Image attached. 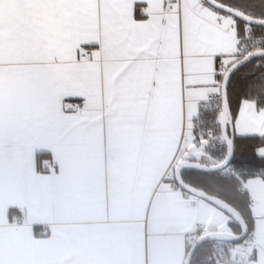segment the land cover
<instances>
[{
    "label": "snow or ice",
    "instance_id": "snow-or-ice-1",
    "mask_svg": "<svg viewBox=\"0 0 264 264\" xmlns=\"http://www.w3.org/2000/svg\"><path fill=\"white\" fill-rule=\"evenodd\" d=\"M0 264H264V0H0Z\"/></svg>",
    "mask_w": 264,
    "mask_h": 264
},
{
    "label": "crops",
    "instance_id": "crops-1",
    "mask_svg": "<svg viewBox=\"0 0 264 264\" xmlns=\"http://www.w3.org/2000/svg\"><path fill=\"white\" fill-rule=\"evenodd\" d=\"M125 222H127V221H125ZM176 235L177 234H175V233H164V234H162L161 239L163 241H169L171 239H174Z\"/></svg>",
    "mask_w": 264,
    "mask_h": 264
},
{
    "label": "trees",
    "instance_id": "trees-1",
    "mask_svg": "<svg viewBox=\"0 0 264 264\" xmlns=\"http://www.w3.org/2000/svg\"><path fill=\"white\" fill-rule=\"evenodd\" d=\"M191 182H193V183H196L197 181L194 179V178H192V177H189L188 178ZM205 187H209V186H207V185H204ZM209 191H214V189L213 188H211V187H209Z\"/></svg>",
    "mask_w": 264,
    "mask_h": 264
}]
</instances>
